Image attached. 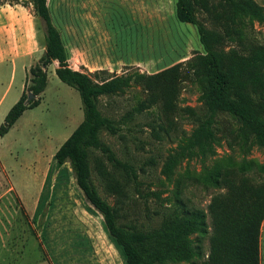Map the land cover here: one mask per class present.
Returning a JSON list of instances; mask_svg holds the SVG:
<instances>
[{
  "label": "rangeland",
  "instance_id": "obj_1",
  "mask_svg": "<svg viewBox=\"0 0 264 264\" xmlns=\"http://www.w3.org/2000/svg\"><path fill=\"white\" fill-rule=\"evenodd\" d=\"M15 1L34 6V0ZM252 1L262 17L233 10L223 0H196L194 12L198 23L220 33L225 52H264V0ZM47 5L73 69L97 83L124 80L97 101L118 128L115 134L101 129L99 138L120 163L98 149L88 152L91 181L115 209L116 224L135 226L151 249L165 254L155 264H206L208 207L230 186H264V147L226 111L215 113L211 140L192 143L206 116L197 24L177 19L175 0ZM34 15L42 37L43 22ZM56 66H47L40 103L0 135V264H126L69 164L55 166V151L83 118L78 91L58 79ZM12 69L0 65V125L25 81L20 66ZM255 76L261 81L252 80L246 93L264 120V63L248 78Z\"/></svg>",
  "mask_w": 264,
  "mask_h": 264
},
{
  "label": "trees",
  "instance_id": "obj_2",
  "mask_svg": "<svg viewBox=\"0 0 264 264\" xmlns=\"http://www.w3.org/2000/svg\"><path fill=\"white\" fill-rule=\"evenodd\" d=\"M196 0H175V13L179 21L197 24L199 41L204 52L196 59L206 72L201 99L206 116L195 129L192 143L206 144L212 139L211 124L217 111L234 115L252 131L256 142L264 147V120L260 106L246 93L252 80L261 81L251 72L264 63V52L257 50L247 55L227 53L222 49V37L215 30L197 22L194 12ZM233 10L262 17V8L252 0H223ZM34 13L43 22L44 51L28 70V78L16 102L9 108L0 125L4 135L22 113L37 106L47 85V66L57 62L54 72L63 83L75 88L80 96L83 118L54 153L55 166L68 163L75 183L86 200L102 215L108 234L121 247L126 264H155L165 254L153 250L147 236L133 225H117L115 209L98 194L90 178L88 152L95 148L107 155L109 161L120 163L99 138L101 129L117 133L115 122L103 116L98 107L99 95L119 89L124 80L113 77L97 83L68 63L67 53L60 32L52 22L47 0H34ZM32 93L33 97L28 98ZM211 235L206 264H260V227L264 220V186H230L219 194L208 207ZM181 224L180 229L193 225Z\"/></svg>",
  "mask_w": 264,
  "mask_h": 264
},
{
  "label": "crops",
  "instance_id": "obj_3",
  "mask_svg": "<svg viewBox=\"0 0 264 264\" xmlns=\"http://www.w3.org/2000/svg\"><path fill=\"white\" fill-rule=\"evenodd\" d=\"M43 51L44 37L39 36L35 26L33 7L15 0H0V65L9 63L12 70L20 66L25 73V81L20 86L17 99L24 90L29 67L38 61ZM261 238L262 234H260V245ZM260 264H262L261 256Z\"/></svg>",
  "mask_w": 264,
  "mask_h": 264
},
{
  "label": "water",
  "instance_id": "obj_4",
  "mask_svg": "<svg viewBox=\"0 0 264 264\" xmlns=\"http://www.w3.org/2000/svg\"><path fill=\"white\" fill-rule=\"evenodd\" d=\"M33 97V94L32 93H29L28 94V98L30 99V98H32Z\"/></svg>",
  "mask_w": 264,
  "mask_h": 264
}]
</instances>
